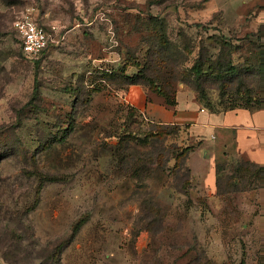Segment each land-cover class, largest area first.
I'll use <instances>...</instances> for the list:
<instances>
[{
    "label": "rangeland",
    "instance_id": "obj_1",
    "mask_svg": "<svg viewBox=\"0 0 264 264\" xmlns=\"http://www.w3.org/2000/svg\"><path fill=\"white\" fill-rule=\"evenodd\" d=\"M23 15L56 28L34 59L14 28ZM160 39L178 48L176 73L170 51L156 60ZM222 43L233 62L264 65V0H0V205L35 204L33 241L58 245L60 264H264L258 169L216 146L219 188L213 170L205 184L180 154L187 133L129 115L123 92L122 73L140 71L179 76L171 89L194 96L191 66ZM246 81L232 88H261ZM206 85L202 100L220 107L227 92Z\"/></svg>",
    "mask_w": 264,
    "mask_h": 264
},
{
    "label": "trees",
    "instance_id": "obj_2",
    "mask_svg": "<svg viewBox=\"0 0 264 264\" xmlns=\"http://www.w3.org/2000/svg\"><path fill=\"white\" fill-rule=\"evenodd\" d=\"M151 28H154L155 24L150 25ZM45 28V27H44ZM161 40V39H160ZM159 40V41H160ZM167 41L161 40L160 46L157 51V54L159 55L156 60L161 64H165V55L163 54V51L168 50ZM222 46L225 48H220L219 51H222L223 54L221 56L219 54L213 55L211 54L209 57H204L203 53L198 54L193 65L191 66V73L192 81L187 83V85L192 88V90L195 92L196 95H194V98L196 101L201 105L202 108L210 111V112H225L228 110L243 108L247 109L249 111H256L259 109L264 108V65L261 63H253L250 62L247 65L239 64L233 62L230 50L228 51L227 46L222 43ZM21 48V46H20ZM45 49V48H44ZM44 49L39 53V55L44 51ZM173 50L170 51V55L174 56V58L171 60L172 64H174L172 67L169 68V73L173 74L176 73V69L178 66V48L176 46L172 47ZM226 53L224 54V52ZM22 52V50H21ZM23 53V52H22ZM38 55V56H39ZM26 56V55H25ZM27 57V56H26ZM30 58V57H28ZM34 59V58H30ZM258 75L261 78L259 86L261 88H258L257 91L255 89H250L248 91L249 82L246 81V79H250V76L252 75ZM160 75V73H158ZM158 75L156 74L154 76L155 79H149L147 75L141 73L140 71L138 73H135L133 75H125L122 73L124 83V93L128 91V88L132 85H139L145 89L146 92L153 93L152 91V85H155L156 88H160L159 91H156L158 94L161 95V98L164 103L167 105H175L176 103V93L178 91L177 88L171 89V80H174L176 83L180 82L179 76H172L171 80H163L157 82ZM208 80L218 81L221 85V87H218L219 91H225L226 93H221V97L219 99V105L220 107H215L211 103H205L203 100H208V89L210 87L207 84ZM246 83L248 86H242L241 91L234 89L237 88L239 85H243ZM251 84L253 81L250 82ZM233 85L235 86L234 88ZM229 86V87H227ZM236 91V94L239 92L243 94L235 95L232 93V90ZM247 91V92H246ZM155 93V92H154ZM226 94V95H225ZM225 96V97H224ZM203 99V100H202ZM128 114L133 116H142L132 105L127 103ZM143 119H145L142 116ZM147 120V119H145ZM148 122H151L147 120ZM153 124H156L154 122H151ZM156 125H162V124H156ZM165 127L172 126L175 128L176 131H181V127L177 125H162ZM176 131L172 132L175 133ZM19 147L21 145L17 144ZM195 147L194 144L189 145L188 147L181 151L180 154H182L185 158L189 155V152L193 150ZM0 154V160H1ZM4 157H8L6 154L3 155ZM243 165L254 167L255 169H258L260 178L264 177V167L259 166L256 164H253L249 161L243 160ZM40 172V171H39ZM41 173V172H40ZM186 176V175H185ZM189 175L187 174L186 177H184V181L188 180ZM215 185L218 187L217 183V165H215ZM35 204H32L31 207H28V209L23 210H13L12 212H8L6 208L2 205H0V257L4 259L8 264H26L24 262L25 254H32L34 251L33 256L29 257V261L32 264H60V254L61 250L58 245L54 246L52 249H45L43 246H41L39 243L34 242V235L33 230L31 228V225L29 224L26 218L27 212L29 210H32L34 208ZM23 213H26V215ZM26 233L28 235L26 236ZM33 247V251H31L30 247ZM41 246V247H40ZM39 248L35 250V248ZM43 251H48V253H44ZM23 258V259H22Z\"/></svg>",
    "mask_w": 264,
    "mask_h": 264
},
{
    "label": "crops",
    "instance_id": "obj_3",
    "mask_svg": "<svg viewBox=\"0 0 264 264\" xmlns=\"http://www.w3.org/2000/svg\"><path fill=\"white\" fill-rule=\"evenodd\" d=\"M175 99V105H167L139 85L130 86L125 95V101L145 119L156 124L177 125L187 133L195 145L188 155L189 165L193 172L207 170L205 184L212 175L208 174L211 170L215 178L216 146L222 147L221 153L232 146L239 159L264 167V108L214 113L202 108L188 91L178 90ZM196 160L201 167L205 164L206 167L193 168Z\"/></svg>",
    "mask_w": 264,
    "mask_h": 264
},
{
    "label": "built area",
    "instance_id": "obj_4",
    "mask_svg": "<svg viewBox=\"0 0 264 264\" xmlns=\"http://www.w3.org/2000/svg\"><path fill=\"white\" fill-rule=\"evenodd\" d=\"M14 28L20 39L23 54L30 58H36L46 48L52 41L51 34L56 30L52 26L50 31H47L28 15H23L16 19Z\"/></svg>",
    "mask_w": 264,
    "mask_h": 264
}]
</instances>
